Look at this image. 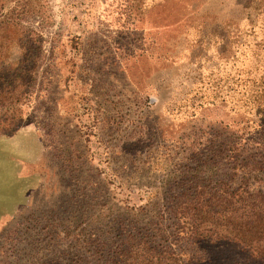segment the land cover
Returning <instances> with one entry per match:
<instances>
[{
	"label": "rangeland",
	"instance_id": "374dc122",
	"mask_svg": "<svg viewBox=\"0 0 264 264\" xmlns=\"http://www.w3.org/2000/svg\"><path fill=\"white\" fill-rule=\"evenodd\" d=\"M24 1L32 11L21 24L42 35L44 56L19 106L22 120L10 130L0 125V264L86 258L90 249L63 234L70 224L109 242L120 226L164 227L167 196L183 192L188 178L218 188L225 161L201 164L196 154L207 152L200 148L211 134L219 145L253 116L233 109L225 90L215 104L196 107L210 92L200 80L228 76L233 62L220 57L214 34L240 30L251 0L17 4ZM252 16L264 19L260 10ZM260 166L251 182L264 193ZM184 246L197 264H264V250L215 240Z\"/></svg>",
	"mask_w": 264,
	"mask_h": 264
},
{
	"label": "trees",
	"instance_id": "16d2710c",
	"mask_svg": "<svg viewBox=\"0 0 264 264\" xmlns=\"http://www.w3.org/2000/svg\"><path fill=\"white\" fill-rule=\"evenodd\" d=\"M18 1L0 0V125L7 130L12 129L15 120H22L19 106H25L28 89L44 56L42 35L21 24L22 14L31 12L32 6L28 1L19 6ZM241 10L246 11V23L240 30L235 27L223 37L214 34L219 38L216 44L222 43L218 49L220 57L233 62L228 76L221 84V80L210 75L200 80L199 89L210 92L196 106L202 107L204 102L215 104L217 93L225 90L233 109L253 116L244 120L242 132L224 135L219 145L213 143L219 137L211 134L206 149L200 148L207 152L196 154L201 164L225 161L227 177L213 191L206 189L199 176L195 180L188 178L183 192L167 196V224L162 228L155 224L141 232L120 226L117 239L107 242L99 237L84 238V228L78 230L79 225L70 224L63 234L75 238L79 249L83 246L90 252L86 258L80 256L76 260L72 254L66 264H197L192 252L190 256L186 254L188 249L184 245L192 249L198 240L232 243L263 252L264 193L251 181L264 163V19L258 24L256 16H252L256 10L264 14V0L245 2ZM225 25V29L234 27L231 22ZM12 46L17 47L16 53ZM239 50L242 62L237 67ZM184 255L190 257L188 262Z\"/></svg>",
	"mask_w": 264,
	"mask_h": 264
}]
</instances>
